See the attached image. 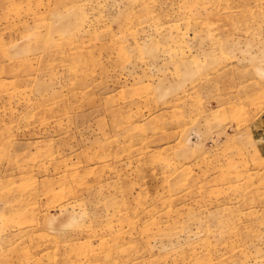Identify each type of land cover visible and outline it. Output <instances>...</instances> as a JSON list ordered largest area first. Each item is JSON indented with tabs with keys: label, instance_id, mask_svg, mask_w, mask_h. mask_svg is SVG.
Here are the masks:
<instances>
[{
	"label": "rangeland",
	"instance_id": "374dc122",
	"mask_svg": "<svg viewBox=\"0 0 264 264\" xmlns=\"http://www.w3.org/2000/svg\"><path fill=\"white\" fill-rule=\"evenodd\" d=\"M0 264H264V0H0Z\"/></svg>",
	"mask_w": 264,
	"mask_h": 264
}]
</instances>
